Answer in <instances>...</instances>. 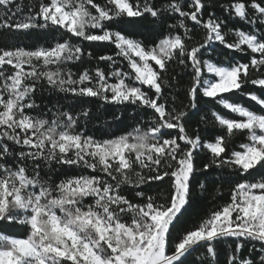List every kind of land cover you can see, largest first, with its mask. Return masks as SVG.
Here are the masks:
<instances>
[{
    "label": "snow or ice",
    "instance_id": "obj_1",
    "mask_svg": "<svg viewBox=\"0 0 264 264\" xmlns=\"http://www.w3.org/2000/svg\"><path fill=\"white\" fill-rule=\"evenodd\" d=\"M221 256L264 264V0H0V264Z\"/></svg>",
    "mask_w": 264,
    "mask_h": 264
},
{
    "label": "trees",
    "instance_id": "obj_2",
    "mask_svg": "<svg viewBox=\"0 0 264 264\" xmlns=\"http://www.w3.org/2000/svg\"><path fill=\"white\" fill-rule=\"evenodd\" d=\"M217 11L219 12V9H217ZM151 26H146L144 29V35L147 37V39H145V43H149L153 36L155 34L151 33L149 31ZM140 38V37H138ZM23 43L27 44V45H33L36 43H44V39L41 35L39 34H34L32 39L30 40H26ZM95 52L97 53H103L108 51V49L106 48H96L94 49ZM228 52V50H224V54L226 55ZM213 56L217 59V60H223L224 59V55H221V52L219 50L213 52ZM242 59H246L244 57H242ZM95 63V62H93ZM102 66H103V62H101ZM107 70V69H106ZM37 102L41 103V106H44V103L47 102L49 100V97L47 95L44 96H37L36 97ZM237 99L242 102L245 103L246 105H254V102H250L247 98L245 97H237ZM115 111V108L110 106V111H109V117L111 115V112ZM132 111V109H129L127 112H125V117H127L130 112ZM201 115H203V113H201ZM119 123V122H117ZM132 121L125 119V125L121 126V130H123L124 126L131 124ZM199 127L201 128V134L204 135L206 134L207 131L204 129L203 125H199ZM113 132L117 131L116 127L112 128ZM198 163H200V161H198ZM212 171V170H209ZM225 172L227 170H224ZM219 176V172H216L213 176H209V177H202L205 178V182L206 184H208L209 186V192L213 191L212 185L216 184V186L221 187L222 189V195L218 196L215 200L211 199V197L208 194H205L203 196H201L198 192V190H194V199L197 201V204L194 206L193 209L190 210V212L188 213V215L185 218V225L187 226V221L190 220L192 217H199L201 215H204L207 210L211 207H213L214 205L218 204V203H224L228 200L229 198V184L228 183H218L217 182V177ZM221 264H223V256H221Z\"/></svg>",
    "mask_w": 264,
    "mask_h": 264
}]
</instances>
